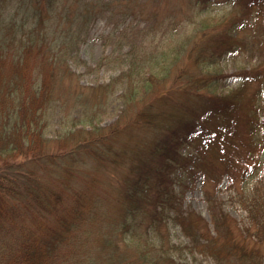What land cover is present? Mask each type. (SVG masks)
<instances>
[{"label": "trees", "instance_id": "16d2710c", "mask_svg": "<svg viewBox=\"0 0 264 264\" xmlns=\"http://www.w3.org/2000/svg\"><path fill=\"white\" fill-rule=\"evenodd\" d=\"M82 1L0 0V264H264V67L244 70L224 93L213 68L246 44L244 14L256 8L264 18V0H223L231 9L213 24L190 11L217 0H187L189 23L204 32L183 50L192 68H174L181 49L173 62L156 47L130 50L128 64L89 94L65 85L75 75L66 48L95 17L131 14L133 1ZM249 72L258 77L251 96ZM116 84L120 112L101 124ZM65 105L51 135L50 112ZM241 125L249 135L237 180L226 155L239 147ZM217 154L228 181L204 190L207 222L181 208L175 183L184 174L218 181ZM233 206L238 220L225 208Z\"/></svg>", "mask_w": 264, "mask_h": 264}, {"label": "rangeland", "instance_id": "374dc122", "mask_svg": "<svg viewBox=\"0 0 264 264\" xmlns=\"http://www.w3.org/2000/svg\"><path fill=\"white\" fill-rule=\"evenodd\" d=\"M63 1V4L73 2L77 7L83 3L82 0ZM128 1L129 0H110L114 8H116L117 5L123 8L125 4H128ZM131 1H133L130 2L131 5L133 4V12H131V14L128 13L126 16H123L118 12L113 14L107 11L103 15L95 17L92 21L87 23L86 30L78 35L80 37L77 43L71 49L66 48L68 50L66 54V63L75 75H71L70 78L65 81V85L68 81V84L72 85V89L74 90L80 89V86H86L83 90L87 91L86 94H89L91 92L90 86L104 84L109 81L110 78L117 75L118 72L128 64L132 55L129 52L130 50L138 55V53L142 54V51L146 48L152 47H156L158 52L162 51L166 60L171 62H173L174 59V52L181 49L179 61L174 64V68H179V71L185 66L192 68L194 56L192 55V57L190 54L186 56L183 50L190 47L193 42L199 40V37H201L204 32L201 33V31L198 30L194 31V25L189 23L187 0ZM203 7H197L190 12L195 13L197 16L195 18L196 20L199 18L205 19L208 20L210 24L216 23L231 9L230 5H228V1L226 2L223 0L214 1V4L209 5L205 9H203ZM257 10L256 8L254 9L256 13ZM254 11L251 12L250 10V12L244 14L247 16L246 21L244 26L239 30V36L246 44L239 45L240 49L236 47V51H233V53L221 55L219 57V62L213 65V68L216 69L215 71L221 74L218 84V92L220 93L234 88L241 76L244 75V70H251V67H254L259 62H262L261 66L264 67V18L262 13L256 14ZM170 12L174 14L171 16L174 23H177V27L173 30L169 27V21H171ZM255 19H258L262 23V26L252 32L249 25L255 23ZM208 32L210 31H205V33ZM252 33L258 34L255 35ZM127 52L130 55H128ZM249 73L250 74L247 75L249 82H252V77L258 78L256 73ZM248 85L249 86H246V90L251 96L256 85L253 82ZM101 90L102 92L105 91L104 88ZM111 90L114 92H110V94L108 92V100L103 107L104 113L101 115L100 119L101 124L114 121L121 109V99L118 97V94L122 91V86L116 84L114 89ZM163 97H165V94L158 96V100L160 101V98ZM151 103H153V101H151ZM68 105L63 106L60 112L57 110V107L50 112L47 130L51 135L54 133L55 129L61 127V123L59 122L65 114L64 108L67 109ZM259 106L264 108V97L261 98ZM76 110L77 109H73L68 113L72 120L79 117V113ZM262 112L264 116V110H262L261 113ZM239 117L242 121L243 115L241 114ZM240 130L241 132L238 134L239 137L236 138V134L234 138V142L237 143L239 147L233 151V153L226 155L228 158L234 156L233 162L234 165H236L234 170H236L235 174L237 180L240 179V171H238L240 168L238 165L244 164L241 158L246 155L242 146H245L248 140L247 135H249V132L246 134L247 131H245L244 126L241 125V129L239 127V131ZM258 137V145L262 148L264 143V131L260 136L258 134ZM214 157L219 170L218 181H213L215 177L203 181V177L200 175L190 179L189 175L184 174L180 176L175 183L180 193L181 208L184 210L192 209L200 213L207 222L210 221V217L203 196L204 190H210L215 184L221 189H224L228 181L227 175L223 173L224 171L221 167V158L219 154ZM225 208L228 210V214L233 218L237 220L241 218L242 213L238 211L235 206ZM170 234L173 238L180 235L182 236L181 230L178 228H171Z\"/></svg>", "mask_w": 264, "mask_h": 264}]
</instances>
